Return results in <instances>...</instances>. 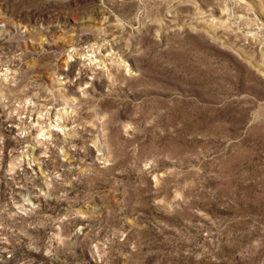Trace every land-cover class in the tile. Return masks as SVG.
Here are the masks:
<instances>
[{
  "label": "rangeland",
  "instance_id": "obj_1",
  "mask_svg": "<svg viewBox=\"0 0 264 264\" xmlns=\"http://www.w3.org/2000/svg\"><path fill=\"white\" fill-rule=\"evenodd\" d=\"M0 264H264V0H0Z\"/></svg>",
  "mask_w": 264,
  "mask_h": 264
}]
</instances>
